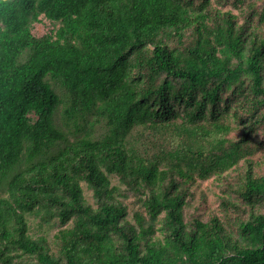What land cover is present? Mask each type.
Instances as JSON below:
<instances>
[{
  "label": "trees",
  "instance_id": "16d2710c",
  "mask_svg": "<svg viewBox=\"0 0 264 264\" xmlns=\"http://www.w3.org/2000/svg\"><path fill=\"white\" fill-rule=\"evenodd\" d=\"M235 2L237 14L211 0H0V178L26 163L0 197L6 251L39 264H264V176L252 158L264 149V0ZM41 16L58 28L36 38ZM59 107L87 133L49 156L64 138ZM240 165L225 186L238 200L218 197L236 235L216 215L187 222L192 187ZM111 176L145 215L127 219ZM34 211L62 226L57 255L29 234Z\"/></svg>",
  "mask_w": 264,
  "mask_h": 264
},
{
  "label": "rangeland",
  "instance_id": "374dc122",
  "mask_svg": "<svg viewBox=\"0 0 264 264\" xmlns=\"http://www.w3.org/2000/svg\"><path fill=\"white\" fill-rule=\"evenodd\" d=\"M242 1L243 4L240 5V7L245 8L246 4L254 2L256 4V7L258 9L262 6V0H238ZM237 2L235 0H211V5L213 7H216L220 10H230L234 14L238 13V10L236 9L235 5ZM58 28V24H53L46 20L44 17H39V23H34L31 27V33L34 37L40 38L44 35L50 34L54 32ZM46 81L51 85L52 89L59 95V97L63 100L64 95L63 91L60 89L59 86H57L55 83H53L49 78L46 79ZM33 120V116H30ZM92 117H88V121L91 120ZM55 125L62 131L64 138L60 141H57L54 143V145L47 150V155H55L59 149H62L64 145L67 142H74L80 138H82L87 133L88 124L87 122H81L79 124V128L76 130L74 126H67L65 125L61 120V107L58 108L57 113L54 117ZM103 133L102 126H97L92 131L91 135L93 138H99ZM234 137H238L239 133L236 132L233 135ZM257 141H264V129H260L257 133L256 137ZM253 160L258 161L259 165L254 168V172L257 175L264 176V149L260 148L258 149L254 155ZM26 167V163L24 161V158L21 159V161L18 163V165L14 168V170L9 173L5 177L0 178V197L6 196V190H7V184L10 181V179L22 172ZM243 167L240 165L239 168H237L234 171H231L224 176H226L222 180H214L212 177L211 179L204 181V182H198L196 183L192 189L191 192L193 194L192 198H187V203L184 208V214H185V220L188 222L194 218L200 219L202 221L208 220V218L211 215L218 216L226 225V227L233 231V233L236 235L237 228L235 225H233L236 222L237 215L235 213H232L230 211H224L219 206V199L218 197L220 195L225 194V191H227V195L232 200H238L237 196L228 191L226 189V179L231 182L232 184H235L237 181V178L240 174H243ZM111 183L113 186H116L119 188L118 195H116L117 200L122 203V205L126 208L127 212V219H131L132 213L135 211L142 212L145 215L144 210L142 209L139 201L137 198L129 193L125 188L119 183L118 179L114 176L110 177ZM84 197L87 200V202L96 207L95 202L92 198V192L91 190L87 189L85 183H81ZM263 211H264V200H263ZM36 210L37 207L35 208ZM41 215L37 211H34L33 213H27L25 214V220L27 221V225L31 230L29 231V234H31L33 237L39 236L41 234H45L48 240V246L51 250V252L55 253L57 255V245L54 239L52 238L53 234L62 226H60L58 220L56 218L52 219L51 221L45 222L41 220ZM157 228L160 227V222L156 225ZM39 230H42L44 232H39ZM157 236L159 234L157 233ZM119 243V241H117ZM4 254V256H7L9 261L4 262L0 255V264H39V262L36 260L35 256H29L26 254L21 253L20 250L17 248L10 247L8 251H6L3 246L0 244V254Z\"/></svg>",
  "mask_w": 264,
  "mask_h": 264
}]
</instances>
